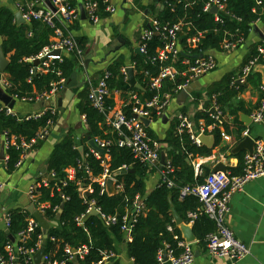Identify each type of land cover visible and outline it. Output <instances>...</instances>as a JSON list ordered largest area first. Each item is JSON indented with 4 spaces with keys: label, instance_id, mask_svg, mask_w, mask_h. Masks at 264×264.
Here are the masks:
<instances>
[{
    "label": "trees",
    "instance_id": "16d2710c",
    "mask_svg": "<svg viewBox=\"0 0 264 264\" xmlns=\"http://www.w3.org/2000/svg\"><path fill=\"white\" fill-rule=\"evenodd\" d=\"M70 1L72 4L77 5L82 0ZM90 1L96 2L99 9L103 10V0ZM160 2L164 8L155 17L157 21L171 24L181 21L187 25L180 34L182 51L179 54L178 62L196 54H205L209 51L221 52L224 40L242 39L245 41L254 25L257 23L264 24V0H226L225 11L230 17L222 19L220 23L215 22L212 14L204 11V6L208 0H160ZM258 2L260 4H257ZM106 14L101 12V17L106 16ZM29 32L31 37L27 35ZM197 33H201L198 47L195 50H190L187 46V39L194 37ZM51 34L52 31L40 22H32L28 25L17 23L14 12L0 4V48L9 62L5 75L10 88L6 89L5 92L10 97L30 98L35 94L48 92L52 85L58 83L61 78L66 81L74 72L76 65L80 62L79 57L75 54H67L70 55L69 58L63 56L61 62L44 59L40 61L38 66L33 65L35 57L43 47L48 45ZM76 41L81 49L82 57H84V39L76 37ZM146 48L147 51L143 57L136 54L132 56L134 78L141 89L126 88L127 81L120 72L122 67L120 59L113 61L106 69L110 74L107 80L108 88L110 91L121 92L126 101L127 95L132 93L141 100L149 99L153 95L148 87L149 76L157 74L158 65L151 64L150 59L162 48V44L159 39L153 38L146 43ZM256 48V46L251 48L250 54L246 57L243 65L257 55ZM259 64L264 66V60H260ZM34 68H37V73L31 75L30 71ZM232 78L233 74H227L207 90L208 97L216 96L224 114L227 113L225 108L228 109V115H234L230 110L231 102L247 84L252 82L253 86L259 85V74L257 72L250 73L245 84L231 85ZM90 80L93 86L97 83L95 79ZM184 82L183 78H177L174 82H165L163 91L171 92ZM89 89L90 85L83 83L80 89L75 90V107L80 117L83 118V126L78 130H75L74 127L70 128L64 137L53 146L47 160V171L48 174L53 173L54 178L48 180L47 187L36 190L40 202H46L49 205L42 214V218L49 224L47 237L43 238L41 227L37 226L26 241L20 242L17 240L15 244L18 247L22 246L24 249H30L36 246L41 237L42 247H44L43 257L48 259L42 261L41 264H52L54 261L59 263L63 261L64 264H97L102 260L103 253H116L117 246L124 241L121 230L123 226L122 218L128 214L134 217V222L130 233L131 240L126 244V255L133 261V264H158L157 252L163 244H167L174 255L178 256L182 252L179 242L183 239L179 228L173 221L169 197L180 219L185 224L190 223L188 214L199 212L198 199L188 196L180 201L179 191L185 186H197L203 183L209 172L201 167L202 173L195 174L192 160L196 157L211 156L212 149L203 144L200 147L193 145L186 134L178 135L175 131V121L171 124L165 139L162 141L166 144L167 149L170 148L166 151V163L173 169L170 179L174 182V187L169 189L159 183L147 193L145 181L148 177V170L133 161L129 149L118 147L117 134L103 125L104 116L90 104L88 100ZM132 95H130L128 102H124L122 107V112L126 116L131 115ZM193 97L192 103L195 105L202 98L201 95ZM105 107H114L112 99L105 100ZM182 113H186L185 108L182 109ZM199 118H204L208 126L212 123L203 113L195 117L196 120ZM235 118L234 125L239 126L236 139L240 142L243 129L236 116ZM48 120H51L54 124L57 121V116H52L49 110H45L40 119L34 120L16 114H7L5 110L0 109V146L4 134L7 137L13 135L27 141L35 138L38 132L45 127ZM152 121H157L155 115L152 116ZM223 127L224 133L228 135L229 130L225 123ZM78 131L82 132L79 137V145L75 142L74 136V133ZM147 132L155 140L156 136L150 128H147ZM222 134L219 128L212 131L216 147L222 142ZM87 137L111 142L107 149L110 157L108 165L111 171L117 172L118 169L126 166L129 167L128 171L131 170L132 172L116 177L117 182L121 184L123 189L116 195L110 196L106 192L101 193L99 186L93 184V192L88 197L89 200L95 203L101 213L116 216V223L106 228L98 216L88 215L84 224L85 232L82 227L77 226L75 221L76 217L83 214L88 206L79 197L76 180L86 178L82 169L83 163L88 165L94 176L100 175L102 172L99 161L95 160L89 152ZM41 143L43 141L38 142L35 147L38 148ZM79 147L83 149L82 154L78 150ZM5 154L7 156L5 161L6 173L11 174L16 169L15 165L19 160V152L14 148H8ZM244 154V152H241L235 155L239 164L235 169H228L232 175L237 176L242 173ZM69 168L76 170V180L64 183L65 171ZM61 195L65 196L67 200L62 201ZM136 204H138V208L134 212ZM61 206H63L62 210L58 213L55 209H60ZM7 215L9 220L7 230L16 240L18 234L26 229L27 218L30 214L26 209H13L8 211ZM191 227L197 241L195 245L201 248L205 247L206 236L215 229L213 222L207 216L199 215L192 222ZM8 242L11 241L8 240L7 235L3 231L0 232V257L6 256L4 248ZM66 246L74 250L86 246L88 253L83 260H78L77 257L70 260L64 252ZM17 258L15 264H34L33 261H26L24 256H18Z\"/></svg>",
    "mask_w": 264,
    "mask_h": 264
},
{
    "label": "built area",
    "instance_id": "2783aa9c",
    "mask_svg": "<svg viewBox=\"0 0 264 264\" xmlns=\"http://www.w3.org/2000/svg\"><path fill=\"white\" fill-rule=\"evenodd\" d=\"M13 8L14 14L19 13L24 24H31L32 22H40L48 27L52 34L49 37V43L47 46L38 53L34 60L49 59L61 62L64 54H75L79 57L82 63L83 57L81 49L76 41V37L72 34V28L75 24L80 22V9L82 6L85 13V20L92 25H96L101 18V12L107 14H113L115 8L111 5L110 0H103L104 8L101 11L96 2L90 0L79 1V4H72L70 0H48L50 5L55 9V12L47 6L46 0H6ZM188 1V0H184ZM257 4H260L258 2ZM211 8H216L217 13L214 16L215 22L220 23L227 15L225 11L226 0H208L204 6V11L209 12ZM254 12V11H253ZM187 25L181 21L171 24L157 21L152 19L150 26L142 33L141 41L139 43V51L142 55H145L147 48L146 43L153 38L159 39L162 44V48L157 52L155 56L150 59V63L158 65L157 74L155 76H149V91L153 94L151 98L140 100L136 95L131 96L133 105L131 108V115L126 116L122 112V109L116 107H105V100L110 99L111 91L107 86V80L109 78V72L103 71L102 76L93 86L91 80L86 75L83 77V83L90 85L88 100L90 104L104 116V124L111 131L115 132L118 137L117 145L120 148H127L132 154V159L135 163L144 166L148 172L158 171L160 175V181L162 185L171 189L174 187V182L170 179V175L173 173L172 167L165 163L160 167V155L161 146L160 143L152 139L147 132V127L144 125V121L148 120L152 123V116L162 118V115L168 108L170 102L178 96L181 91L188 89L189 84L205 75L214 72L217 67V61L214 55L207 52L200 58L186 57L178 62L179 54H181L180 46V34ZM28 37H31V33H27ZM201 33H197L194 37L187 39V46L190 50H195L198 47L199 38ZM244 41L242 39H234L231 41L224 40L222 43V51L230 53L235 51ZM59 50L60 55H54V52ZM257 55L249 60L241 69L240 73L235 79L232 80L231 85L245 84L247 76L254 72L259 66L260 60H264V38L257 45ZM198 55V54H196ZM31 75L37 73V68L30 71ZM121 73L126 76V68L121 69ZM5 75V74H4ZM4 75H0V89L4 92L10 88V84ZM177 78H183L185 82L178 85L171 92L163 91L165 82H174ZM30 81V80H28ZM65 83V80L61 78L58 83L52 85L48 92L42 94H35L30 98L23 97L18 99L16 96L11 97L14 101L22 103H42L49 99H54L55 95L61 89ZM60 87V89H59ZM261 98L257 109L251 115V121L255 124L264 125V85L260 86ZM6 93V92H5ZM191 97V96H190ZM208 100V108L205 113L211 125H207V130L201 125L200 131L196 132L194 129L193 117L189 114H177L176 120L178 122L176 132L178 135L186 134L189 136L191 143L197 147L202 145L200 137L205 135V132L212 133L215 129L223 125L224 113L221 110L217 98L215 95L206 97ZM193 101V98H191ZM0 109L6 111L7 114H14L12 109L0 103ZM45 110H49L52 116H58L57 109L54 106L45 108L30 116H25L26 119H40ZM164 117V115H163ZM84 123L83 118L81 120ZM149 124V125H150ZM54 123L51 120L46 122L44 128H42L35 138L27 141L24 138L11 135L7 137L6 134L2 137V145L5 151L8 148H14L19 152V160L15 165V168L21 166L27 154L34 149L38 142L44 141L50 133ZM149 128V127H148ZM248 136V131L244 133V137ZM222 137L226 138L224 134ZM94 145L103 151L102 154L88 147L90 154L93 158L99 161V165L102 169L100 175L94 176L88 165L82 164V169L85 172V179L76 180V170L69 168L65 171L66 181H75L77 186V192L79 197L88 204L86 211L80 216L76 217L75 221L77 226L85 229V220L88 215H93L96 211V216L99 217L104 227L108 228L116 223V216L105 215L95 206V203L89 200V196L93 192V184L99 186L100 192H106V182L108 179L114 181V189L116 193L121 192L122 186L116 180L114 174L116 172L109 169V155L107 152L108 147L111 145L110 141L102 140L99 138L92 139ZM7 156L4 157V161ZM1 162V160H0ZM129 167L123 166L118 169L120 171H128ZM264 177V142L262 140L254 141V148L252 153H245L243 156V168L240 175L234 176L229 172H213L208 174L201 185L197 186H185L179 191V200L182 201L188 196H192L198 199L199 212H193L188 214L190 224L197 219L199 215L207 216L214 224V231L208 234L205 238V250L208 256L225 259L231 263H235L249 254V247L243 244L236 238L234 233L226 225V215L230 208V202L232 197L243 191L244 187L251 181ZM54 178L53 173H49L48 176H37L29 184L26 195L31 205H34L36 211L42 216L45 210L49 207L48 203L40 202L39 194L36 192L41 187L48 186V180ZM63 183V184H64ZM5 187L4 183H0V194ZM59 192V190H58ZM107 193V192H106ZM62 201H66L67 198L61 195ZM137 200V199H136ZM138 204L134 207V212L137 210ZM58 213L60 209H55ZM123 226L121 227L123 235L128 241L131 240L130 233L134 217L132 215H124ZM9 226V220L7 213L5 214V227ZM39 224L30 215L27 218V227L24 231L20 232L17 239L14 242H8L5 245V257H0V264H15L18 260V256H24L26 261H33L34 255L42 247V239L39 238L35 247L30 249H24L22 246L18 247L15 243L18 241H26L30 234L34 232ZM197 243H186L184 240L179 242V247L182 252L175 256L173 251L167 244H163L161 249L157 252L158 264H192L194 257L193 246ZM64 252L70 260L78 258L83 260L87 255L88 249L86 246H81L74 250L66 246ZM115 258V253L108 252L103 253L102 260L97 264H103ZM43 257L42 261H46ZM52 264H64V262L54 261Z\"/></svg>",
    "mask_w": 264,
    "mask_h": 264
},
{
    "label": "crops",
    "instance_id": "0c3cea01",
    "mask_svg": "<svg viewBox=\"0 0 264 264\" xmlns=\"http://www.w3.org/2000/svg\"><path fill=\"white\" fill-rule=\"evenodd\" d=\"M110 3L115 8V12L101 17L96 25L89 24L86 20H80L73 26V36L84 39V57L82 63L76 65L74 72L61 86L54 99L42 103L15 101L12 112L17 116H30L50 106L57 109L58 116L47 138L38 148L34 147L27 154L20 167L16 168L11 174H7L5 169L6 160L0 162V183L5 184L0 194V232L6 230L5 214L8 211L27 209L31 205L26 195L29 184L39 175L48 176L47 160L53 146L64 137L70 128H75L76 124L82 120L75 107V90L83 86V77L86 75L90 79L98 81L103 71L118 59L122 63L121 69L131 67L134 72L132 56L135 55L134 51L139 46L142 33L150 26V21L155 19L164 8L160 0H110ZM0 4L13 11L12 5L8 1L1 0ZM263 38L264 24L257 23L249 32L245 41L235 51L230 53L209 51L216 58L217 69L192 81L188 86L191 97L189 96L181 104L176 96L163 114L166 119L162 121V118L157 117V121H152L149 125L150 130L156 136L155 140L160 143L161 152L166 155V151L170 149H167L166 144L162 141L165 139L171 124L175 121L176 131L178 124L176 116L182 113L183 108L186 109V113L182 114H189L193 117L196 132L200 131L201 125L207 130L206 120L204 118L196 120L195 117L202 113L206 115L205 110L208 106L204 108V103L208 101L206 98L208 88L219 82L227 74H233L232 80L235 79L245 65H243V62L250 54L251 48L253 46L257 47ZM63 56L70 57L67 54ZM257 73L259 74V85L253 86L250 82L232 100L230 110L234 115H228V109L225 108L228 114H224L223 124L225 123L228 128L229 134L224 133L223 125L220 130L227 139L222 137L221 144L216 147L213 138V147L210 148L212 149V155L209 157H196L192 160L195 174L202 173L201 167L208 170L209 174L213 173L217 165H223L229 173L231 172L228 169L238 167L237 157L231 155L232 149L239 143L236 139L239 126L234 125L235 116L243 129L241 132L242 139L244 133L248 131V136L254 141L262 140L264 142V125L255 124L251 121V115L259 105L261 98L259 88L263 84L261 73ZM4 76L6 78V75ZM68 91L73 93L71 97L67 94ZM132 94L127 95L126 101L121 92L111 91L110 99H112L114 107L122 109L124 102H128ZM195 95H201L202 97L197 105L191 101V98L194 100L193 96ZM47 102L50 105H47ZM245 117L250 119L246 123L247 125L244 122ZM78 132L74 133L75 140L76 138L79 140L81 135ZM205 136H212V133L205 132ZM4 157H6V154H4ZM159 181V172L156 170L150 171L145 181L146 192L149 193L153 190L159 184ZM225 221L236 238L249 247V254L243 259L231 263L225 259L210 257L207 255L205 247L201 248L194 245L195 259L192 264H264V177L251 181L244 187L242 192L232 197ZM128 242L124 236V241L117 246L115 258L103 264H133V261L126 255V244Z\"/></svg>",
    "mask_w": 264,
    "mask_h": 264
},
{
    "label": "water",
    "instance_id": "95a60500",
    "mask_svg": "<svg viewBox=\"0 0 264 264\" xmlns=\"http://www.w3.org/2000/svg\"><path fill=\"white\" fill-rule=\"evenodd\" d=\"M45 3L47 4V6L52 10V12H55V9L50 5L49 1L46 0ZM80 9V18L81 20H85V13L84 10L82 8V6L79 7ZM209 13L212 15H215L217 13L216 8H211L209 10ZM225 19H228L227 15H222ZM14 17L16 19V22L19 24H24L21 16L19 13L14 14ZM262 38V37H261ZM135 54L143 57V55L140 53L139 48H136L134 51ZM54 55H60V51L57 50L54 52ZM202 55H192L189 56L190 58L196 59V58H200ZM9 62L8 60L5 58L2 49L0 48V75H4L6 68L8 66ZM39 64V60H34L33 61V65L34 66H38ZM255 72H259L262 75V83L264 85V66H259L255 69ZM126 76H127V85L126 88H136V89H141V86L136 83V80L134 78V72H133V68L129 67L126 69ZM69 96L71 97L73 95V93L71 91H68ZM190 96V91L187 89L185 91H181L178 96L177 99L179 101H181V104L184 103L186 101V99ZM69 97V98H70ZM0 103H2L3 105L7 106L9 109H12L15 101L8 95L6 94L2 89H0ZM47 105H50L49 102L46 103ZM208 106V101H205L204 103V108H207ZM246 119L244 120L245 125H247L246 123L250 121V119L248 117H245ZM166 119V117H162V121H164ZM149 121L145 120L144 121V125L145 127H149ZM83 123L80 121L76 124L75 126V130H78L80 128H82ZM200 140L202 142L203 145L212 148L213 147V137L212 136H205L202 135L200 137ZM87 141H88V146L95 150L96 152L102 154L103 151L101 149H99L98 147H96L92 141V139L90 137H87ZM254 148V140L252 138H250L249 136L244 137L231 151V155H236L238 153L244 152V153H252V150ZM79 152L82 154V147L78 148ZM0 160L3 161L4 160V148L3 145L1 144L0 146ZM166 163V155L164 152H161L160 155V167L164 166ZM132 172L130 171H120V172H116L114 174V176H121V175H125L127 173ZM214 173L216 172H226V168L223 165H217L216 168L213 171ZM106 192L108 195H116V191L114 189V181L111 179H108L106 182ZM169 203H170V208H171V213H172V217H173V221L175 223V225L179 228L181 235H182V239L186 242V243H195L196 242V238L193 234L192 231V227L190 223L185 224L180 217L177 215L176 211L173 208V205L171 203V198L169 197ZM62 207L60 208V212L62 210ZM26 211L36 220V222L39 224V226L41 227L42 230V235L43 238L47 237V233L49 230V224L46 222V220H44L42 218V216L36 211L34 205H30ZM59 212V213H60ZM96 211L93 213V215H96ZM5 235H7V238L9 241H11L12 243L14 242L13 237L9 234V231L6 229L4 231ZM43 255H44V247H41L37 253L34 255L33 257V263L34 264H41L42 263V259H43Z\"/></svg>",
    "mask_w": 264,
    "mask_h": 264
},
{
    "label": "rangeland",
    "instance_id": "374dc122",
    "mask_svg": "<svg viewBox=\"0 0 264 264\" xmlns=\"http://www.w3.org/2000/svg\"><path fill=\"white\" fill-rule=\"evenodd\" d=\"M78 133L81 134L82 132L79 131ZM75 142H76L77 144H79V140H78V138H76Z\"/></svg>",
    "mask_w": 264,
    "mask_h": 264
}]
</instances>
